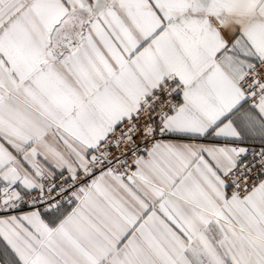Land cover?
<instances>
[{
	"label": "snow or ice",
	"instance_id": "6c2138e0",
	"mask_svg": "<svg viewBox=\"0 0 264 264\" xmlns=\"http://www.w3.org/2000/svg\"><path fill=\"white\" fill-rule=\"evenodd\" d=\"M0 264H264V0H0Z\"/></svg>",
	"mask_w": 264,
	"mask_h": 264
}]
</instances>
